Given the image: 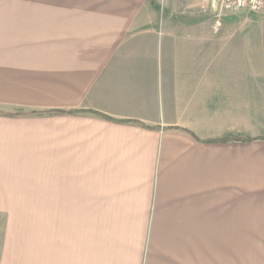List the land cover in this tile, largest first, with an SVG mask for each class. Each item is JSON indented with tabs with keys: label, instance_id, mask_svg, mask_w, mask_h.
Instances as JSON below:
<instances>
[{
	"label": "crops",
	"instance_id": "crops-1",
	"mask_svg": "<svg viewBox=\"0 0 264 264\" xmlns=\"http://www.w3.org/2000/svg\"><path fill=\"white\" fill-rule=\"evenodd\" d=\"M187 5L0 0V97L43 119L30 159L51 185L30 207L61 211L58 264H253L264 100L237 53L259 39L228 25L245 12L216 36Z\"/></svg>",
	"mask_w": 264,
	"mask_h": 264
},
{
	"label": "rangeland",
	"instance_id": "rangeland-1",
	"mask_svg": "<svg viewBox=\"0 0 264 264\" xmlns=\"http://www.w3.org/2000/svg\"><path fill=\"white\" fill-rule=\"evenodd\" d=\"M187 4L188 12L196 18H206L214 28V16L203 15L196 4ZM243 12L250 18L233 19L228 25L242 26L234 27L236 39H259L253 48L239 49L237 56L258 61L261 99L264 100V8L258 12ZM225 16L220 17L221 27L214 33L216 36H223ZM4 93L0 97V264H58L61 223L59 225L60 219L56 216H60L61 211L30 207L43 204L42 199L35 198L41 197L43 189L51 185L43 176L44 162L30 159L35 155L30 147L36 145L30 143L32 139L28 136L35 138L37 132H43V119L36 115L37 111L31 113L29 106L13 104L12 98ZM261 111H264V103H261ZM254 244L253 264H260L264 262V241ZM72 258L68 254V261Z\"/></svg>",
	"mask_w": 264,
	"mask_h": 264
},
{
	"label": "built area",
	"instance_id": "built-area-1",
	"mask_svg": "<svg viewBox=\"0 0 264 264\" xmlns=\"http://www.w3.org/2000/svg\"><path fill=\"white\" fill-rule=\"evenodd\" d=\"M198 5L203 15L215 17L214 29L221 27L220 17L243 11L258 12L264 8V0H182Z\"/></svg>",
	"mask_w": 264,
	"mask_h": 264
},
{
	"label": "trees",
	"instance_id": "trees-1",
	"mask_svg": "<svg viewBox=\"0 0 264 264\" xmlns=\"http://www.w3.org/2000/svg\"><path fill=\"white\" fill-rule=\"evenodd\" d=\"M257 140H264V138H262V139H257ZM230 140L227 138V139H221V140H218V141H216L217 143H227V142H229ZM237 141H239V142H252V141H256V140H254V139H240V140H237Z\"/></svg>",
	"mask_w": 264,
	"mask_h": 264
}]
</instances>
